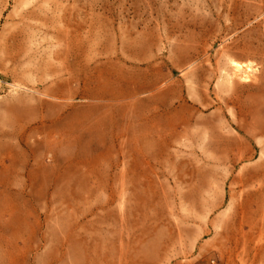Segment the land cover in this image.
Here are the masks:
<instances>
[{
	"label": "rangeland",
	"instance_id": "rangeland-1",
	"mask_svg": "<svg viewBox=\"0 0 264 264\" xmlns=\"http://www.w3.org/2000/svg\"><path fill=\"white\" fill-rule=\"evenodd\" d=\"M158 258L264 264V0H0V264Z\"/></svg>",
	"mask_w": 264,
	"mask_h": 264
},
{
	"label": "crops",
	"instance_id": "crops-1",
	"mask_svg": "<svg viewBox=\"0 0 264 264\" xmlns=\"http://www.w3.org/2000/svg\"><path fill=\"white\" fill-rule=\"evenodd\" d=\"M118 263H120V262H118ZM140 264H148L147 262H143V263H140ZM149 264H164L163 262H162V259H155V260H153V261H151Z\"/></svg>",
	"mask_w": 264,
	"mask_h": 264
}]
</instances>
